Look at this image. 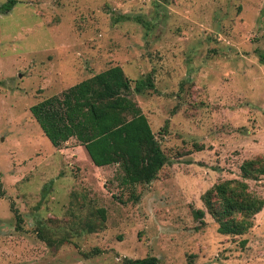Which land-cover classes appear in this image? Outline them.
<instances>
[{"label":"rangeland","instance_id":"374dc122","mask_svg":"<svg viewBox=\"0 0 264 264\" xmlns=\"http://www.w3.org/2000/svg\"><path fill=\"white\" fill-rule=\"evenodd\" d=\"M258 49L264 0H15L0 10V264H264V207L230 235L201 200L264 155ZM116 64L132 81L152 74L154 88L133 94L167 157L149 183L122 185L116 165L95 166L73 139L52 146L30 111ZM247 182L264 198V175Z\"/></svg>","mask_w":264,"mask_h":264},{"label":"trees","instance_id":"16d2710c","mask_svg":"<svg viewBox=\"0 0 264 264\" xmlns=\"http://www.w3.org/2000/svg\"><path fill=\"white\" fill-rule=\"evenodd\" d=\"M14 2L8 0L0 10H9ZM258 55L264 63V51L258 49ZM153 88L151 73L132 81L120 65H109L60 94L37 102L30 111L52 146L60 148L73 139L95 166L116 165L122 185L149 183L167 163V157L133 94ZM240 173L241 178L218 181L201 195L221 234H244L252 226L253 216L264 207V198L253 194L247 182L264 175V155L244 159ZM98 212L103 214V209ZM195 215L203 216L204 211L197 210ZM86 226L90 231L93 228V224ZM121 264L160 262L147 255L124 257Z\"/></svg>","mask_w":264,"mask_h":264}]
</instances>
